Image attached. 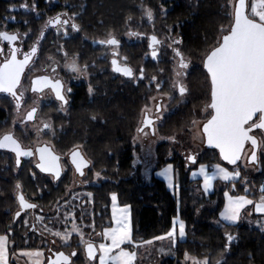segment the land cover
Segmentation results:
<instances>
[{"label": "trees", "instance_id": "trees-1", "mask_svg": "<svg viewBox=\"0 0 264 264\" xmlns=\"http://www.w3.org/2000/svg\"><path fill=\"white\" fill-rule=\"evenodd\" d=\"M51 3V4H50ZM33 7L38 14L23 5ZM166 5L163 14L160 7ZM171 5V6H170ZM144 9H151L153 20L148 21ZM67 11L74 17L80 31L71 36L45 30L47 18ZM231 6L229 0H0V31L5 27L27 34L25 47L37 41L41 30L45 32L39 43L37 66L49 62L50 57H76L80 66L90 70L88 83H81L74 89L72 102L67 113L53 110V123L57 128L55 148L65 153L79 147L91 162L89 175L85 178V191L92 200L91 210L84 206L81 214L91 213L95 229L111 217L110 198L116 195L120 206H130L134 241L154 240L165 236L179 217L185 224V238L178 240L168 257L160 264H181L185 253L198 259L207 258L209 264H264V231L246 224L213 225L223 207V192L204 194L198 197L194 184L199 179H191L190 171L197 165L222 164L215 150H206L193 167H186L178 153L169 155L171 146L179 147L181 134H188L193 120L202 118L204 107L209 102V81L203 70L205 54L211 50L222 36L221 29L230 26ZM176 34L181 43L179 49L190 59L193 68L185 78L184 101L175 97L168 105L172 110L157 127L164 140L155 149L158 167L171 164L178 196L172 194L164 181L155 176L147 183L141 175L140 167L134 161L139 151L133 144L134 135L140 124L141 111L155 94V84H149L153 76L163 94H172L169 87L172 77L171 49L164 46L160 56L154 61L148 55L145 40L129 42L120 39L118 59L134 69L137 78L129 80L111 71L110 59L105 54V45L97 43L111 33L121 37L130 29L142 36L147 34ZM144 69V79H139L140 69ZM88 87L92 88L89 93ZM179 141V142H178ZM94 173L102 179L92 185ZM0 174V235H7L13 243V251L34 250L38 239L26 236L27 224L23 218L14 219L17 209L15 196L20 191L27 197H38L40 193L34 180L27 174L21 176ZM264 178V162L261 172L253 177L256 188L248 192L239 188L235 194L256 199L257 188ZM38 179H40L38 177ZM72 181L66 172L56 184H48V192L36 199L38 207L49 212L59 205ZM45 184V181L42 185ZM215 205L210 207V203ZM208 207H205V206ZM74 207V205L71 204ZM204 206L197 214V208ZM77 217V209L74 210ZM80 212V211H79ZM86 215V216H87ZM50 221L53 213L48 214ZM234 237L228 244L227 235ZM84 264L82 257H79Z\"/></svg>", "mask_w": 264, "mask_h": 264}, {"label": "snow or ice", "instance_id": "snow-or-ice-1", "mask_svg": "<svg viewBox=\"0 0 264 264\" xmlns=\"http://www.w3.org/2000/svg\"><path fill=\"white\" fill-rule=\"evenodd\" d=\"M231 6L230 26L227 29L222 28V39L218 40L215 46L205 54L204 68L207 70L210 77V107L211 112L202 124V142H206L209 148L218 149L220 158L227 165L236 166L235 169L229 170L227 167H222L217 164L214 170L209 173V170L203 164L199 167V175L203 177L204 190L209 191L214 184V181L221 180L225 182H235L240 177L238 161L244 159L248 164H256L258 161L257 153L264 150V0H253L249 6L246 0H229ZM23 7L27 8L25 4ZM34 7V6H33ZM250 7V11L248 10ZM144 15L148 21L153 20V12L151 9H144ZM67 16V13H61L50 18L45 25L56 28L58 31L61 28L65 29L69 26L70 20L73 31H80L79 26L74 22V17L62 19ZM130 36H140L138 32H129ZM27 35V34H25ZM44 30H41L37 41L30 47L29 51H22L16 46V41L19 34H12L8 31H0V93H6L14 98L17 102V110L22 106L24 94L26 90L21 89L22 77L25 70L32 64L33 58L37 56L39 51V41L43 38ZM149 47L152 49V59L157 60L159 51L157 45L161 41L156 35L149 37ZM102 45L112 46L114 51L112 55L115 57L118 52L120 41L111 33L105 40L98 41ZM174 44H180L181 41L174 40ZM7 45V51L5 50ZM171 47V45H169ZM176 66L174 75L177 78L173 82V88L178 89L179 95H185L187 89L181 82L180 77L183 76V70L189 67V61L184 53L173 48ZM22 58H19L21 57ZM67 58V53H65ZM51 64L56 62L49 58ZM113 71L119 72L122 75L133 78L134 71L127 65L121 66L117 59L111 61ZM51 67V72H56V67ZM65 67L74 73L85 74L87 66L81 68L78 63L73 60L71 63H66ZM48 71V69H44ZM144 69L139 72V79H144ZM152 82H156V77L151 78ZM46 88L51 89L55 94V98L64 104L67 103L63 94V84L59 79H53L51 76H39L32 80L31 91L34 93L43 92ZM157 92H160V84L156 83ZM71 91V89H68ZM92 88L89 87V93ZM162 95H167L162 94ZM172 97H169L171 99ZM154 101L155 118H149L147 115L142 120V127L137 129V132L144 136L149 135L150 130L152 135L156 134V120L161 118V112L164 108L162 100L158 101L157 97H152ZM146 107L145 112L151 111ZM37 108H32L26 113L25 123L33 121L36 117ZM196 126V130L200 131V126L196 120L192 121ZM15 125V122H14ZM50 125L44 123L43 128H49ZM42 130V129H41ZM246 146L247 148L246 154ZM78 147V146H77ZM0 149L7 150L15 154L17 167L20 166L21 157H32L38 153V162L36 167L43 173L51 174L56 180L61 176L60 157L46 144L44 147H37L34 151L25 149L14 133L9 131L3 136H0ZM187 159L196 164L195 156H188ZM71 163L75 167V171L80 176H84V169L89 167L88 162L78 150L71 152ZM172 170V166L168 165L161 175L168 177ZM97 177L100 173H96ZM196 175V173H193ZM171 186V185H170ZM235 184L233 183V187ZM17 189L21 188L20 184L16 185ZM247 191V189H245ZM90 195V194H89ZM227 203L224 210L220 213V218L229 223H236L241 218L242 211L248 206H254V211L264 215V187L260 189V198L258 201L249 199L247 196H231L228 192L224 193ZM20 211L16 212L14 219H19L21 212L29 209H35V203L28 202L23 195H18ZM113 202V222L115 227H105L101 233L104 240L108 243H100L98 246L99 264H136L137 251L141 245L136 243L132 235L130 206H125L119 213L115 210L117 197L115 194L111 197ZM41 221L43 217H39ZM67 219V217H65ZM27 224V221H23ZM94 227V226H93ZM185 224L181 221L178 225L173 221V228L166 236H157L156 240H164L171 238L172 246H175L177 237L183 239L186 235ZM72 232L81 236V243H84L81 230L77 225H73ZM53 235L60 237V232H54ZM69 233H65L61 238L67 241ZM233 236L227 235L228 244L226 250L231 244ZM146 244H151L152 241H145ZM8 236L0 235V264H9L8 256ZM124 245H131L132 249H125ZM85 251L89 260H96L97 247L92 242H87ZM164 250L161 249V252ZM34 258L33 264H41L40 257L42 253H26ZM75 251L70 255H65L63 252L56 253V259L49 260V264H72L70 257L76 256ZM186 264H209L207 258L198 259L185 253ZM216 264H221L217 261Z\"/></svg>", "mask_w": 264, "mask_h": 264}, {"label": "rangeland", "instance_id": "rangeland-1", "mask_svg": "<svg viewBox=\"0 0 264 264\" xmlns=\"http://www.w3.org/2000/svg\"><path fill=\"white\" fill-rule=\"evenodd\" d=\"M168 1H172V0H163V2H168ZM252 2H253V0H247V4L249 6L251 5ZM27 8L30 11H34L35 14H38L37 11L33 10L34 9L33 7L28 5ZM160 10L164 14L167 11L166 5L161 6ZM248 10L250 11V7ZM61 13H67V16H63L62 19H68L69 17H72L71 15H69V13L67 11L60 12V13L52 16V17H55ZM52 17L47 18V20L45 21V24H44V29H45L46 22ZM72 22L73 21L70 20L69 27H67L66 33H65L64 28H61L58 31L56 28L48 27L45 30L53 29L55 31V33L58 35L71 36V34L74 32L70 26ZM5 30L8 31L9 33H12V34L18 33L19 34V41L16 42V45L17 46L24 45V48H26L24 43H25L28 35H25L21 31L10 30V29H8V27H5L2 31H5ZM168 30H169V32H164L163 34H158V35L154 34V33H150V34H147L146 36H142V35L130 36L128 33L133 32V30L130 29L129 31H126V33L123 34L121 37H117V39L120 40L123 38L129 42L140 41V40H145L146 42H148V37L150 35L154 34L157 36V38L162 43V45L160 44L159 46H156L160 52L162 51L164 46L171 45L170 49H171V55L173 57V65L171 67V72H172L171 89H173V91L176 93V89L173 88V82L177 79L175 77L174 71H173L175 66H176V60L174 58L173 48L179 49V46H178L179 44L176 45L173 43V41L178 40V36L176 34L172 35L170 32L171 29L168 28ZM31 46L32 45H30L28 47V49H30ZM105 47H106L105 48V54L107 55V58L112 59L114 57L112 55V53L114 51L113 47L108 46V45H105ZM115 51H117L119 54V48L115 49ZM148 55H150V52H148ZM159 57H160V55H159ZM185 57L188 61H190V59L187 56H185ZM51 58L58 65V72H63V73H66L68 75L67 85H65V89L69 84L77 85L79 83H86V84L88 83L89 77L91 75L90 71L88 70V67H87L85 74H78V73L71 72L65 67L66 63H71L73 60H75L77 62L76 57H68L67 56V58H65V54H63L61 58H57V57H51ZM48 60L50 62L48 64L50 67V65L52 66V64H51L50 59H48ZM80 67L84 68V66H80ZM183 72H184V70H183ZM39 73L40 72L35 70V69H33V70L30 69L28 71V78L32 77L33 75L39 74ZM180 80L185 86L184 76L180 77ZM155 87H156V84H155ZM88 91H89V87H88ZM162 94L163 93H158L156 90L155 94L152 96V97H157L158 100H162L163 104H164V108L160 114L161 115V118L159 119L160 123L164 119L165 116H167L170 112H172V110L168 107V105L173 100V97L175 95V94H167V95H162ZM152 97L149 100V104L142 109L141 115H142V112H145L146 107L149 109H152L151 111H148L149 114H152L153 111H155L154 101L152 100ZM169 97H172V98L169 99ZM179 97H180V101L183 102L184 96H182V97L179 96ZM46 100H47V95L44 93L43 97L41 99H37L35 101V103L40 105L41 103H43ZM209 112H210V110L208 109V104H207L204 107L202 118L199 120H196L198 125L200 126V131H197L196 126H194L193 123H191V127L188 130V134H181L180 136H178V138L180 137V142L178 141L180 146L179 147H175L173 145L171 146V149L169 151V155L173 154V153H175V154L178 153L182 157V160L184 161L186 167L190 168V167H193V165H195L187 159L188 156H195L196 161L198 162L201 155L207 150L204 146V142H202V139H201V137H202L201 126L205 122L206 118H209L208 117ZM158 125H159V123L156 124V134L155 135H152L148 129H145V131L149 132V135H147V136H144L143 134H140L138 132L135 133L134 138H133L134 139L133 144L138 146L139 151L134 154V161L140 167L141 175L143 176L144 180L147 183H150L152 177L155 176L156 178H159L162 181H164L167 189L172 194H175V196H178L179 195L178 194V188L175 185L174 176H173V167H172V170H171L168 177L161 175V173H163L164 169L167 168L168 165H171V164H167V165H164L161 167H158L156 164L155 149H156V146L164 140V138L159 136V134L157 132ZM247 148H246V154H247ZM257 155H258V161L256 164H248V163H246V161L244 159L241 160V162L238 164L239 171H240V177L235 182H231V181L225 182V181H221V180H216V181H214L213 187L207 192L204 190L203 177L199 175V167L201 164H197L190 171V178L191 179H199V181H196L194 184L196 195L198 197H201L204 194H209V193H214V192L218 193V192L222 191L224 204H223V207L220 211V213H221L224 210L225 204L227 203L225 196H224L225 192H228V194L231 196H244V195L235 194L233 191L235 189L238 190L239 188H241L244 191H245V189H247V191H245V192H248L251 189H253V187L256 188V186L254 185V182H253V177L261 172L262 164L264 162V150L259 151L257 153ZM217 164H219V163H217ZM217 164H213L211 166H207V165H204V166H206V168L209 170V173H211L214 170V166ZM219 165H221L222 167H226L222 164H219ZM227 168L231 171V170L235 169L236 166L235 167L227 166ZM63 172H65V168H63ZM193 173H196V175H193ZM100 179H102L101 176L97 177L96 173H94L93 179L90 182L92 185H97L99 183ZM85 183H87L85 180H81V179H78L77 177H73V182H71L66 193L63 195L60 204L52 207L51 210L49 212H47V214H49V213L54 214V217H51V219H50V222H51L50 226H47L44 223V221H45L44 218L42 221L40 219H38L39 217H42L40 214L35 217L36 227L39 228L41 231L47 233L49 240H52L54 243V249L64 248V249L68 250L71 247L84 246L87 242L92 241V242H95V244L97 245V250H98V246L100 243L110 244V241L103 239V237L101 236V233L105 227H115V224H114L113 219H112L113 211H114L112 199L110 198V215H111V217L104 220V222L100 223V225H102V226H99L98 229H95L94 227H95L96 223L92 222L91 213H88V215L84 214L85 212L81 214L80 208H76V207H81V205H82V207L84 206L87 210H89V211L91 210L92 200L90 198V195L85 191V189H83V187H85ZM233 183L235 184L234 187H233ZM261 187H264V178H263L261 186L257 188V191L259 192V194H260ZM259 198H260V195L254 200L258 201ZM71 204L74 205L75 208H73V206H71ZM214 205H215V201L210 203V207H212ZM208 206L206 205L205 207H208ZM123 208L124 207L120 206L118 201H116V205H115L116 212L119 213L120 210ZM76 209H77V213H78L79 217H77V214H75V212H74V210H76ZM202 209H204V206L197 208L196 213L198 214L199 211ZM129 212H130V219H131V227L133 230V223H132L130 209H129ZM220 213H219L218 218L213 221V225H215L217 227H219V226L222 227L223 225L229 223V222L221 220ZM254 215H256V217H254ZM65 217H67V219H65ZM24 221H27V224H28V218H25ZM173 221H176L177 232H178V225H179V222H181L182 220L179 217H176ZM74 224L80 228L84 243H81V236L80 235H77L76 233L72 232V228H73ZM229 224H246L250 227L257 228L259 230L264 231V215L256 213L254 211V206L250 205L242 211L241 218L238 222L229 223ZM172 228H173V224H172V227L169 231H171ZM57 231L61 233L60 237L53 235V233L57 232ZM66 232L69 233V237H68L67 241H65L64 239L61 238ZM178 240H181V239H179L177 237L176 241H178ZM151 241H152L151 244H146V243H142L140 241H135L136 243L141 245L138 249H136V251H137L136 264H160V262L162 260H164L166 257H168L170 255V253L172 252L173 246H172L171 238H167L164 240L154 239ZM13 246L14 245L12 242H8L9 254H10V259H11L12 264H33L34 258L30 255H26V253H34L37 251L42 253V256L40 257L41 264H47V256H46L47 252L45 250L46 249L45 247H43L41 249L37 248L34 250H23L21 252H16V251H13ZM123 247L125 249H128V250L132 249L131 245H124ZM161 249H163L164 251L161 252ZM97 252H98V254L96 256L97 258H96V260H94L92 262V264H99L100 253H99V251H97ZM181 264H186L185 260L182 261Z\"/></svg>", "mask_w": 264, "mask_h": 264}, {"label": "flooded vegetation", "instance_id": "flooded-vegetation-1", "mask_svg": "<svg viewBox=\"0 0 264 264\" xmlns=\"http://www.w3.org/2000/svg\"><path fill=\"white\" fill-rule=\"evenodd\" d=\"M45 32L46 31H44V34H45ZM74 32H77V31H74ZM149 37H148L147 45H148V52H150V57L152 58V55H151L152 49L149 47V43H150ZM161 45H162V43H161ZM176 45H178V44H176ZM157 46H159V45H157ZM17 47H20L21 50L24 52L29 50L28 48L27 49L24 48V45H20ZM5 50L7 51V45H5ZM162 51H163V49H162ZM159 53H161V52L159 51ZM21 57H19V58H21ZM0 58H2V57H0ZM39 58L40 57H39V53H38L37 57L33 60L34 62L32 64H30L28 69L25 70L24 76L22 77L21 89H18V91H20V90H26V91L24 94L23 101L21 102L22 106L19 108V110H17V107H16L17 102L14 100V98L12 96H10L6 93H0V136H3L5 133L11 131L14 133L15 137L19 140V142L21 143V145L25 149H31L33 151L37 147H44L47 144L53 150V152L60 157V163H61V167H62V175H61L60 179L63 177V175L66 172H70L71 176H72L71 182H73V177H77L78 179L85 180V178L89 175V171L91 169V162L86 158V156L83 154L82 150L79 147H74L65 153H61L55 148V139H56L55 137H56V133H57V128L54 126L53 117H52L53 110L55 108L58 111H61L63 113H67L68 108L70 107L71 102H72V96L74 94V89L76 86H79L81 83H79L77 85L69 84L65 89V85H67L68 75L66 73H63V72H58V65L56 63L54 65H52V67H56L55 73L51 72V67H49V65H48L50 62H47L45 64H41L40 66H37ZM114 58H116L121 65L129 66L128 64L124 63L123 60H119L116 56L113 57L112 59H114ZM112 59H110V61ZM160 59H162L161 56L157 60H154V61L158 62V60H160ZM169 59L173 65L172 55H170ZM172 65H171V67H172ZM193 66L194 65L191 64V62L189 61V67L186 70H184V75H183L184 76V83H185V78L187 77L189 71L191 70V68H193ZM202 67H203V62H202ZM46 68L48 69V71H44V69H46ZM30 69L31 70L35 69V70L39 71L40 73L33 75L32 77L28 78V71ZM133 71H134V69H133ZM113 74H115V73H113ZM134 74H135L134 77L129 79V80H134L135 78L138 77V75H136L135 71H134ZM44 75L51 76L53 79H59L62 82L63 94L65 96V99L67 100L66 104L57 100L55 98L54 92H52L51 89H49V88H46L43 92H38V93H34L31 91L32 79L37 77V76H44ZM115 75H117V74H115ZM171 79H172V77H171ZM169 82H170L169 87L171 88V85H172L171 80ZM156 83H157V81L152 82V80L149 82V84H156ZM159 84L161 87L162 85H164V81L159 82ZM185 86H186V84H185ZM68 89H71V91H68ZM172 91H173V89H172ZM44 93L47 95V100L44 101L43 103H41L40 105L36 104L35 101L37 99H41L43 97ZM172 94H175L173 99L175 97L180 96L178 89H176V93L173 91ZM34 107L37 108V113H36L35 119L33 121H27L25 123L26 113ZM145 115H147L149 118L154 119L155 118V111H153L152 114H149V112H142L139 127L142 126V120H143ZM14 122H15V125H14ZM44 123L49 124L50 127L49 128H43ZM157 123L160 124L159 119L156 120V124ZM75 149L79 150L81 152V154L83 155V157L87 161H89V167L84 169V176H82V177L77 176L74 168L72 167L71 163L69 162V154ZM37 162H38V153H35L32 157H28V158L27 157H21L20 166L17 167L15 154L12 152H9L7 150H0V174H7L6 176L12 174V175H16L18 177V176H21V174L23 173V174L30 175V177L34 180H40V183L36 184V188H37L38 192L40 193V195L38 197L33 196V197L29 198L26 195H24L20 191V189H17L18 193L15 196L17 209L14 213V218H15L16 212L20 210L19 201H18L17 197H18V195H23L28 202L35 203L37 205V207L35 209H29V210L22 212L19 219L23 218V220H24L25 218H28V224L26 227L25 234H26V236H30L32 238L39 240L37 248L38 249L39 248L41 249L43 247L46 248L45 250L47 252L46 253L47 259L53 254V252L63 251L67 255H70L71 252L75 251L77 253V255L71 257L72 264H81V260L79 258L80 256L84 260V264H92L93 261H89L85 255L84 248H85L86 244L84 246L71 247L68 250H66L64 248L54 249V243L52 240H49L47 233L41 231L39 228L36 227L35 217L37 215L40 214L44 218V220H45V218H49L48 214H47V210L38 207L36 199H38L42 196L43 190L46 189V191L48 192V187H49L48 184L53 185V184H56L60 180L59 179L57 181H54L53 176L51 174L42 173L38 169V167H36ZM63 168H65V172H63ZM38 177L40 179H38ZM44 181H45V184L42 185V183ZM44 223L47 226L51 225L50 221H44ZM8 242H9V240H8ZM90 242H92V241H90ZM92 243L95 244V242H92ZM96 247H97V245H96ZM97 254H98V252H97Z\"/></svg>", "mask_w": 264, "mask_h": 264}, {"label": "water", "instance_id": "water-1", "mask_svg": "<svg viewBox=\"0 0 264 264\" xmlns=\"http://www.w3.org/2000/svg\"><path fill=\"white\" fill-rule=\"evenodd\" d=\"M246 3H247V0H246ZM13 34H17V33H13ZM43 37H44V35H43ZM220 39H222V36L220 37ZM219 39V40H220ZM18 40H19V38H18ZM17 40V41H18ZM41 40L42 39H40V41H39V43L41 42ZM16 41V42H17ZM150 44V43H149ZM30 50V49H29ZM28 50V51H29ZM37 55H38V53H37ZM37 57V56H36ZM36 57H34L33 58V60L36 58ZM22 58V57H21ZM114 59H116V58H114ZM204 59H205V57H204ZM204 59H203V70L205 71V73L207 74V76H208V73H207V70L204 68ZM113 60V59H112ZM111 60V61H112ZM111 61H110V63H111ZM118 61V60H117ZM118 63H119V61H118ZM120 64V63H119ZM121 65V64H120ZM121 66H123V65H121ZM111 71L113 72V73H115V74H117V75H120V76H122V77H124V78H126V79H131V78H129V77H126V76H124V75H122L121 73H119V72H116V71H113V66H112V63H111ZM37 77H39V76H37ZM37 77H35V78H37ZM35 78H33V79H35ZM32 79V80H33ZM208 81H209V87H210V89H211V83H210V77L208 76ZM209 103H210V91H209V102H208V105H209ZM208 109L210 110V112H211V109H210V107H208ZM210 118V117H209ZM142 127V126H141ZM201 132H202V126H201ZM204 146H205V148L207 149V150H215L216 152H217V154H218V156H219V158H220V155H219V151H218V149H214V148H209L208 146H207V144H206V142H204ZM247 147H250V146H246V148ZM0 150H3V149H0ZM75 150H77V149H75ZM79 151V150H78ZM28 158V157H27ZM86 160V159H85ZM220 160H221V162L222 163H224V164H226L227 165V163L225 162V161H223L221 158H220ZM87 161V160H86ZM69 162L71 163V153L69 154ZM88 162V164H89V161H87ZM241 161H238V164L240 163ZM71 165H72V163H71ZM227 166H229V167H235V166H233V165H227ZM72 167L74 168V170H75V167H74V165H72ZM39 169V168H38ZM86 169V168H85ZM84 171V170H83ZM43 173V172H42ZM75 173L77 174V176L78 177H82V176H80L79 175V173H77L76 171H75ZM61 175H62V171H61ZM61 177V176H60ZM53 179H54V181H57L54 177H53ZM20 211V210H19ZM26 211V210H25ZM22 212H24V211H22ZM21 212V213H22ZM16 215V214H15ZM85 247H86V245H85ZM84 251H85V248H84ZM59 252H63V251H59ZM56 253H58V252H53V254L47 259V264H49V260L50 259H52V260H54V259H56ZM64 253V252H63ZM65 255H67L66 253H64ZM85 255H86V257H87V253H86V251H85ZM96 256H97V252H96ZM70 259H71V257H70ZM87 259H88V257H87ZM89 260V259H88ZM89 261H93V260H89Z\"/></svg>", "mask_w": 264, "mask_h": 264}, {"label": "crops", "instance_id": "crops-1", "mask_svg": "<svg viewBox=\"0 0 264 264\" xmlns=\"http://www.w3.org/2000/svg\"><path fill=\"white\" fill-rule=\"evenodd\" d=\"M254 217H256V215H254ZM227 224H229V223H227ZM7 247H8V245H7ZM8 256H9V264H12L11 259H10V254H9V248H8Z\"/></svg>", "mask_w": 264, "mask_h": 264}]
</instances>
